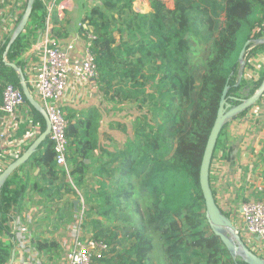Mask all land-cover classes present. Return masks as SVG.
Wrapping results in <instances>:
<instances>
[{
  "label": "trees",
  "instance_id": "16d2710c",
  "mask_svg": "<svg viewBox=\"0 0 264 264\" xmlns=\"http://www.w3.org/2000/svg\"><path fill=\"white\" fill-rule=\"evenodd\" d=\"M118 14L124 23L116 30L110 28L104 15L88 20L90 26L98 27L93 30L97 39L92 48L99 73L95 85L105 102L138 106L142 117L137 119L133 137L122 148L111 151L101 145V109L90 107L80 113L67 110L66 114L68 163L74 167L70 174L75 186L81 187L92 175L94 185L86 199L90 209L107 222L117 216L121 219L122 226L116 229L97 223L92 239L104 242L109 256L98 262L153 264L155 246L150 227L164 246L167 264H247L242 258L235 259L212 232L200 170L225 88H229L227 101L232 103V98L253 96L264 81V76L259 80L240 77V54L245 45L249 43L246 65L264 50V44L253 47L264 37V0H175L174 9L161 0H152L149 13L135 12L128 2ZM46 17L45 7L36 0L30 17L36 28L31 35L22 33L8 52L11 38L4 41L0 107L7 86L22 91L21 76L4 58L12 63L30 49L45 30ZM53 33L61 37L58 31ZM25 64L17 66L31 89ZM25 104L31 124L43 133V116L26 99ZM110 128L127 133V127L121 124H111ZM224 128L213 158L223 150L222 159L235 166L232 148L225 149L222 140ZM65 176V170L56 164L54 144L48 138L0 189V236L11 235L16 241V219L34 194L52 204L64 195H77L62 182ZM121 237L131 242L124 251L118 250ZM33 245L49 263L59 252L55 240L38 239ZM13 248L0 241V264L11 263Z\"/></svg>",
  "mask_w": 264,
  "mask_h": 264
},
{
  "label": "crops",
  "instance_id": "0c3cea01",
  "mask_svg": "<svg viewBox=\"0 0 264 264\" xmlns=\"http://www.w3.org/2000/svg\"><path fill=\"white\" fill-rule=\"evenodd\" d=\"M29 0H0V33L4 38H13L19 24L23 18V15L27 9ZM46 11V21H49V27L52 31H58L61 33V37L54 36L52 39L62 51H64L73 60H82L85 56L86 47L88 44L87 37L84 32H92L97 29L96 25L90 26L88 23L89 18L94 17L97 19V15H104L108 19L110 28L113 30L119 29L124 21L119 17L118 12L128 2L132 3V9L138 13H149L152 11V0H40ZM169 9H174L175 0H161ZM130 4V3H129ZM128 4V5H129ZM114 16V19H113ZM101 21L98 22L99 26ZM264 26V25H263ZM36 28L35 20L31 19L28 22L23 34L29 37ZM67 34V36H62ZM45 39L44 31L40 32L36 41L30 46L20 58L12 62L19 66L26 63L24 66L25 75L31 86L30 92L36 100L35 91L32 87V82L35 74L39 70L42 61V53L39 45L43 43ZM262 41L256 42L258 44H264V37ZM254 46V47H255ZM264 67V51L257 54L254 58H250L245 65L242 76L248 80L252 76V79L257 80L259 69ZM39 102V101H38ZM105 102L100 95L95 83H81L71 81L70 86L66 92V95L61 103L64 112L67 114V110H74L77 113L87 111L90 107H96L99 110L104 106ZM102 105V106H101ZM24 104L18 111V117L21 122L20 129L14 134L11 147H14L12 155L16 157L22 148L32 144L39 136L40 131L38 127L31 124V113L29 108H24ZM111 107V106H110ZM102 113V110H100ZM103 116V113H102ZM30 121V124H29ZM102 125L104 119L101 121ZM109 124L103 128L101 126V145L114 151L120 149V141L115 137V129H111ZM35 131L34 134L27 131L29 127ZM26 127V128H25ZM255 131V140L249 135ZM36 135V136H35ZM35 138L33 139V137ZM248 136V138H247ZM250 137V139H249ZM264 138V121L257 108L249 110L246 114L228 122L224 128L222 140L225 143V149L232 148V157L235 159V163L238 167L246 170L252 176V181L256 183L258 180H263L252 170H250L249 161L247 158V149L250 143ZM31 142V143H30ZM258 147V145H256ZM223 150H219L215 157L216 163L220 161ZM223 166H221L222 168ZM214 161V167L212 168L213 176L212 182L216 186L218 179L215 177L216 169ZM38 171L34 173L38 175ZM225 180V178H222ZM233 188L228 190L229 202L227 205L232 207V215L235 219L240 220V207L247 200L253 199L256 195L254 189L242 187L240 181L231 179ZM256 184H259L258 182ZM259 256V255H258ZM262 258L264 256L262 255Z\"/></svg>",
  "mask_w": 264,
  "mask_h": 264
},
{
  "label": "built area",
  "instance_id": "2783aa9c",
  "mask_svg": "<svg viewBox=\"0 0 264 264\" xmlns=\"http://www.w3.org/2000/svg\"><path fill=\"white\" fill-rule=\"evenodd\" d=\"M85 35L88 40L85 56L82 60H73L54 43L49 21H46L45 39L39 45L42 53L41 66L32 82L35 96L50 121L49 139L54 144L56 164L58 168L65 170L69 178L72 169L68 163L69 148L66 136L69 124L61 103L71 81L87 84L95 83L99 78L95 56L92 53L93 42L97 37L92 32H85ZM3 45L4 38L0 33V54ZM24 104L25 96L20 89L11 85L5 88L3 103L0 107L1 150L7 149V143L20 129L21 122L18 111ZM254 108L258 109L264 121V96L260 100V105ZM214 161L215 165L220 167L215 172V177L219 180L216 186L211 180L214 172V170L212 172ZM221 166L223 167L221 168ZM248 174L246 170L237 165L229 166L223 159L216 163V159L213 158L210 183L218 206L228 213V218L235 226L234 234L239 235L245 245L262 258V255L264 256V185L259 182V184L254 183L252 176H247ZM222 178H225V180H222ZM231 179L240 181L242 187H252L255 195L259 197L258 199H250L241 205L240 220L234 218L231 205H227L229 202L228 190L233 188ZM28 217L31 220V215ZM17 225H19L18 222ZM25 241V239H20L19 244L25 243ZM21 247L22 256L17 258L19 260L17 264H44L43 259L41 263L32 257L33 255L29 253L31 250L29 244H23ZM105 252H107V245L104 242L85 238L81 232L75 231L71 236L69 250L65 254L64 261L66 264H93L95 260L102 258ZM257 252H260V254ZM38 255L42 258L40 254ZM14 263L15 261L10 264Z\"/></svg>",
  "mask_w": 264,
  "mask_h": 264
},
{
  "label": "rangeland",
  "instance_id": "374dc122",
  "mask_svg": "<svg viewBox=\"0 0 264 264\" xmlns=\"http://www.w3.org/2000/svg\"><path fill=\"white\" fill-rule=\"evenodd\" d=\"M253 46H255V44ZM263 51L264 50H260L259 53ZM257 74V80L262 78L264 76V67L263 69H259ZM250 83L252 84V81H250ZM103 103L104 106L101 107L104 119L102 127L105 128L109 124H121L127 127V133L125 134L120 130H115V137L121 142L120 147H123L124 144H126V142L133 137L137 119L142 117V112L138 111L137 105L131 103L122 105L114 103L111 104L108 102ZM259 105L260 102L257 104V107ZM24 108L29 107L26 105ZM27 131L33 134L35 132L31 126L27 129ZM249 136L252 137L251 141L255 140V131H253ZM11 141L12 139L9 140L7 143V149H4L2 151V155L0 156V174L13 162L12 159L17 157L12 156L15 153L12 152L14 147L10 146ZM256 145H258V147H256ZM247 158L249 161V165L247 166H250V170L264 178V138L260 139L259 142L256 140L255 142L250 143L247 149ZM73 168L74 167H72V169ZM19 176L21 178L22 173H20ZM94 180L95 178L90 175L87 177L86 181L81 184V187L77 188L74 184V178L72 176L70 178L68 176L63 177L62 182L68 184L70 186L69 188L75 189L77 191V195H64L60 201H57L54 204L50 203L46 198L40 197L38 194L33 195V198L25 205L24 209L16 219L19 223V225L14 226L13 230L16 241L13 242L11 235L1 234L0 236V241L4 245L14 246L13 250L15 249L16 251L14 264H17L19 262L17 258L22 256L20 250H22L21 246L23 244H29V248L31 249L29 253H31L33 255L32 257L37 261L41 262L43 259L46 264H66L64 257L66 252L69 250L71 236H73L75 231L81 232L85 238H93L94 233L98 229L97 223H102L105 226H110L115 229L122 226L119 216H117L115 221L107 222L97 216V214L90 209V205L86 202V199L87 194H89L90 189L94 185ZM31 181L33 182L34 179ZM257 182L264 185V179H260ZM258 198L259 197L255 196L253 199ZM75 202H79L76 208L74 206ZM73 207L75 208L74 211ZM29 215H31V220L28 219ZM61 217L62 219H60ZM148 232L151 234L153 244L155 246L151 253V262L153 264H167L164 246L162 245L159 236L153 232V229L150 227L148 228ZM19 238L25 239V243L19 244ZM38 239L55 240L59 244V252L54 257L52 262L49 263L45 258H40L34 250L33 241ZM130 243L131 242L128 239L121 237L118 241V250L124 251L125 249H128ZM257 253L260 254V252ZM102 257L104 258L109 256L107 255V252H105ZM93 264L103 263L95 260Z\"/></svg>",
  "mask_w": 264,
  "mask_h": 264
},
{
  "label": "water",
  "instance_id": "95a60500",
  "mask_svg": "<svg viewBox=\"0 0 264 264\" xmlns=\"http://www.w3.org/2000/svg\"><path fill=\"white\" fill-rule=\"evenodd\" d=\"M35 1L36 0L28 1L27 9L19 24V27L17 28L15 34L13 35V38L11 39V42L7 48V52L9 51L10 47L14 44L16 39L24 32L26 26L28 25L31 14L33 12V6ZM254 44H256V42H254ZM248 46L249 43L245 45L240 54V59L242 61L240 71L241 78H243L242 73L246 65L244 56ZM5 62L21 76V87L26 102L29 103L37 112H39L43 116L46 123V130L38 136V138L29 146V148L20 157H18L15 161L8 165L7 168L0 174V189L4 185V183L10 178V176L20 167L24 166L28 162V160L37 152L39 147L45 142L46 139L49 138L51 130L48 115L41 106V104L38 102V100H36L30 92V89L27 85V82L25 81L22 71L18 68L17 65L9 63L6 58ZM228 89L229 88L226 87L223 92L217 117L210 133V136L208 138V142L205 148L201 164L200 186L206 205V217L212 232L218 238H220L221 242L224 244L226 249L233 255L235 259L242 258L243 261L247 264H264V259L255 254L253 251H251L245 245L239 235L234 234L235 226L228 218V216L222 213V209L218 206L216 202L214 192L210 183L211 164L213 161L218 139L222 133L223 128L228 122L235 120L242 114L248 112L249 110L257 106L261 98L264 96V81L253 96L243 100L232 98V103H228L227 101ZM86 163L89 164L90 161H86ZM78 203L79 202L74 203L75 208L77 207ZM15 256L16 251L14 249L12 251L10 261L11 263L14 262Z\"/></svg>",
  "mask_w": 264,
  "mask_h": 264
}]
</instances>
